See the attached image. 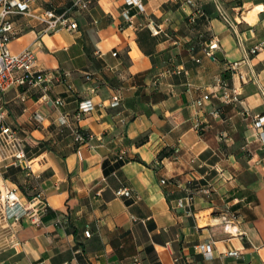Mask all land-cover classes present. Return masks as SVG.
Instances as JSON below:
<instances>
[{
    "label": "crops",
    "instance_id": "crops-1",
    "mask_svg": "<svg viewBox=\"0 0 264 264\" xmlns=\"http://www.w3.org/2000/svg\"><path fill=\"white\" fill-rule=\"evenodd\" d=\"M74 1L33 7L63 13ZM141 1L145 13L132 12V27L125 0H98L76 13L78 31L55 35L11 16L19 33L12 52L31 47L37 70L69 72L73 91L63 83L48 91L47 99L65 101L59 108L37 90L2 95L6 124L18 130L33 168H0V184L17 188L25 206L42 192L49 208L41 226L0 215V264H264V146L253 126L264 116V48L249 54L264 43V0ZM196 8L203 16L192 27ZM1 12L0 4V23ZM149 22L175 41L154 36ZM213 36L215 59L203 52ZM219 78L242 103L221 101ZM205 94L212 98L199 112L192 103ZM117 96L120 106L110 107ZM85 100L104 107L77 121ZM64 116L94 140L78 143ZM197 119L208 125L203 135ZM124 188L140 198L117 197ZM206 243L209 258L197 249Z\"/></svg>",
    "mask_w": 264,
    "mask_h": 264
},
{
    "label": "built area",
    "instance_id": "built-area-1",
    "mask_svg": "<svg viewBox=\"0 0 264 264\" xmlns=\"http://www.w3.org/2000/svg\"><path fill=\"white\" fill-rule=\"evenodd\" d=\"M37 0H0L2 6L1 23H0V168L20 167L29 175L32 173V162L29 159L24 140L19 136L16 128L6 124L7 111L2 103V95L12 89L25 88L28 91L41 92L42 99L47 100L53 106L59 108L64 106L65 101L58 98L54 101L47 99L48 91L56 84L63 83L67 89L72 92L73 85L70 84L69 79L71 74L69 72H51L37 70L36 53L31 47H28L20 53H13L11 50V43L18 37V30L15 24L11 21V16H23L34 20L44 26L43 34L55 35L63 31L76 32L79 29V24L76 19V13L90 10L98 0H75L74 3L66 9L63 13H57L52 9L34 8L33 5ZM189 5L193 4L192 0L187 1ZM137 9L139 13H145L144 5L141 0H125V7L123 9V17L128 27L134 26V16L132 12ZM203 16V12L196 8L193 14L189 17V23L192 27L196 26L198 19ZM224 20L230 23V20L225 14H222ZM147 26L150 28L154 36L165 34L168 40L175 41L173 36L167 32L164 25L149 22ZM202 39L203 35H199ZM264 48V43H260L253 47L250 55L258 54ZM220 49V39L216 36L211 37L207 44L203 47L204 54L211 59H215V51ZM193 50V48L191 49ZM117 56V53L113 54ZM200 63L199 59H195ZM236 65H233L234 67ZM161 76L157 77L154 84L157 86L160 83ZM218 89L220 92V99L225 104L242 103L240 93L231 88L229 83L221 78L218 79ZM212 94H205L192 103V106L199 112L205 110L207 103L211 100ZM121 104V98L115 97L110 103V107L116 108ZM97 107H104V104H95L92 100H85L79 103V109L76 113V120L81 121L82 118L92 113ZM218 116V113H212ZM249 116V112L246 111ZM62 125H67L72 128L75 140L78 143L89 144L94 140V135L81 130L70 123L68 116L62 119ZM253 126L258 131V138L264 146V116H254ZM195 130L203 135L208 131V125L201 119H197L194 124ZM226 135L222 134L221 138ZM167 180H162V184H167ZM207 195H211V189L203 191ZM117 197L136 198L139 199L138 194L134 195L130 189L124 188L116 192ZM182 207V202L179 204ZM49 206L48 202L42 192H38L30 201L28 206H25L19 197L18 189L0 184V215L2 220L11 222L12 224H20L24 219H29L33 225H42V215L47 212ZM226 229L232 224V219L224 217ZM85 237L91 238L90 230L85 231ZM213 244V243H212ZM212 244L206 243L197 247V249L207 258L211 257ZM231 257H238V251L228 253ZM133 264H139L136 259Z\"/></svg>",
    "mask_w": 264,
    "mask_h": 264
}]
</instances>
